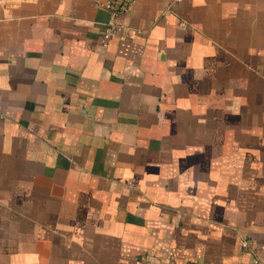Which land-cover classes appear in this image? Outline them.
I'll return each mask as SVG.
<instances>
[{"label": "crops", "instance_id": "crops-1", "mask_svg": "<svg viewBox=\"0 0 264 264\" xmlns=\"http://www.w3.org/2000/svg\"><path fill=\"white\" fill-rule=\"evenodd\" d=\"M96 1L0 0V264H264V0Z\"/></svg>", "mask_w": 264, "mask_h": 264}, {"label": "built area", "instance_id": "built-area-1", "mask_svg": "<svg viewBox=\"0 0 264 264\" xmlns=\"http://www.w3.org/2000/svg\"><path fill=\"white\" fill-rule=\"evenodd\" d=\"M134 0H120L115 3V0L96 1L95 5L104 8L108 11V17L103 23V36L110 38L113 36H127L128 28L116 22V16L123 13L133 3Z\"/></svg>", "mask_w": 264, "mask_h": 264}]
</instances>
